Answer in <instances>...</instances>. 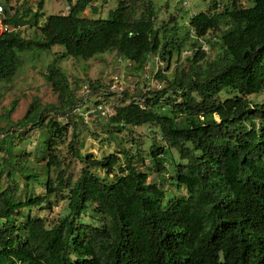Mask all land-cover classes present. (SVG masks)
<instances>
[{
  "label": "trees",
  "instance_id": "1",
  "mask_svg": "<svg viewBox=\"0 0 264 264\" xmlns=\"http://www.w3.org/2000/svg\"><path fill=\"white\" fill-rule=\"evenodd\" d=\"M65 1L68 14L46 18L45 0L36 8L27 0L3 8L10 31L0 33V83L12 80L22 54L34 49L59 47L62 58L77 60L116 53L139 70L156 58L166 62L156 74L161 90L105 96L118 98L109 118L116 132L147 126L155 134L156 128L179 154L185 163L173 164L169 175L163 164L169 152L152 139L153 167L185 194L168 195L163 183H150L139 168L145 158L126 149L101 159L82 154L75 134L67 147L84 167L76 181L67 177L57 147L69 128L58 127L57 118L74 112L80 99L51 64L46 81L58 103L45 111L59 115L46 122L41 107L31 106L14 127L46 125V174L60 171L46 179L41 196L22 199L17 185L0 184V264H264V103L249 99L264 93V0L248 8L238 0H209L188 27L173 17L157 25L153 0H117L105 19L85 16L88 10L97 14L98 0ZM27 28L36 29L32 39L22 35ZM211 33H218L220 46L213 59L204 49ZM188 51V68L168 74L174 58ZM14 141L0 145L9 176L15 171L37 181L29 154L15 155ZM51 197L67 203L49 227L30 212L51 209Z\"/></svg>",
  "mask_w": 264,
  "mask_h": 264
},
{
  "label": "rangeland",
  "instance_id": "2",
  "mask_svg": "<svg viewBox=\"0 0 264 264\" xmlns=\"http://www.w3.org/2000/svg\"><path fill=\"white\" fill-rule=\"evenodd\" d=\"M8 1L11 2L10 6ZM36 8L41 0H34ZM158 11L157 25L162 22H168L172 17L176 19L179 26H186L190 22V12L197 13L206 12L211 4L209 0H153ZM239 3L245 7H251L255 0H238ZM30 7V0H27ZM188 3V7H184V3ZM223 4L229 3L230 0H221ZM17 0H0V6L4 9L16 7ZM97 8V14H93L90 10L85 13L87 17L93 18H108L109 13L116 9L117 0H110L104 3L98 0L93 4ZM33 7V8H34ZM67 3L65 0H45L44 14L45 18L50 15L67 14ZM4 15V14H3ZM43 19V21L45 20ZM185 27V28H186ZM226 25H222V30ZM35 28L23 29V36L26 39L34 37ZM218 33H211L208 43L204 45L207 50V55L213 59L220 51V46L217 44L216 36ZM193 38V37H192ZM63 49L55 47L51 52H40L37 49L25 52L22 54V66L15 75V77L8 81L0 83V145L5 142L9 144L11 138H14V145L16 146L14 154L21 155L29 154L31 159L30 168L39 176L37 181L28 180L22 177L19 172L14 171L12 177L9 176V168L2 163V159L7 158V155L0 152V184L2 188L17 185L19 188V196L23 199L26 196H41L46 194L44 183L47 178L55 180L60 169L52 168L49 174H46L45 166L49 160L46 156L44 143L48 140L46 125L38 127L19 126L14 127L27 112L31 106L41 107L42 114L46 118L54 119L59 114L50 112L49 116L45 110L49 104L58 103V95L53 91L52 87L46 81V74L48 67L51 64L58 66L68 78L72 90L76 97L80 99L77 108L71 114L65 117L57 118L58 127L69 128V132L59 145L58 154L67 177L73 182L80 176L84 163L72 158L69 153L70 142L73 140V135H77L81 144L76 147L81 148L84 155H94L101 159L109 154L119 153L126 149L130 155L137 157L141 156L145 160L139 164L140 170L150 175V183H163V189L168 195L185 194L183 189L178 190L169 176L165 174L159 175L153 167L154 163L150 157V148L153 144L152 139H156L159 147H164L169 152V156L163 160V164L169 173L174 174L173 164H184L180 159L179 154L168 147L162 141L159 130L156 128L155 134L150 132L147 126L135 128L134 130H124L116 132L112 128L109 118H97L92 113L95 110L97 103L105 101L109 102L111 107L118 103V98L106 97L108 92V83L113 75H120L123 77L124 92H129L131 96L139 97L142 95L143 88L148 87L151 90H158V84L162 83L156 78L157 65L153 60L150 62L151 68L139 70L135 65L122 60L116 53H108L91 60L62 58ZM192 56L190 51L184 52L180 59L174 58L169 73L172 74L177 68H188L189 62L187 58ZM177 62L178 65L176 64ZM163 69H166L167 64L163 62ZM91 85L94 88H91ZM165 88V86H164ZM253 103H264V93L251 96L249 98ZM108 100V101H107ZM104 102V103H105ZM103 103V104H104ZM89 113V114H88ZM44 156V158H43ZM13 172V171H12ZM166 179V181L163 179ZM33 179V178H32ZM52 207L47 210L33 209L30 213L32 217L43 218L49 227L64 216L66 210V203L60 198L55 199L51 197ZM28 210L24 213L26 214Z\"/></svg>",
  "mask_w": 264,
  "mask_h": 264
},
{
  "label": "built area",
  "instance_id": "3",
  "mask_svg": "<svg viewBox=\"0 0 264 264\" xmlns=\"http://www.w3.org/2000/svg\"><path fill=\"white\" fill-rule=\"evenodd\" d=\"M184 7H188V3L187 2L184 3ZM69 11H70V7L68 6L67 7V14L69 13ZM3 14H4L3 7L0 6V33H4L5 34V32H9L10 31V27L6 26V25L4 26V24H3L4 15ZM190 15H191L190 18L195 17L197 15V12L196 11H191ZM191 35H192L193 38H195L194 37L195 33L193 31L191 32ZM120 62H122V59H121ZM154 62L157 65V71L159 69L163 70V68H164L163 67V62L160 61L159 58H156ZM129 65H131V63ZM146 68H150V67L147 66V67H145V69ZM123 85H124L123 77L118 75V74L117 75H113L110 78V83H108V89L107 90L110 93H115L118 96L122 97V94L124 92ZM162 88H163V84L162 83L158 84L157 89L161 90ZM89 113L90 114H94V116H97V118H110V117H112L114 115V109L110 105H108L106 103H104V104L102 103V104H98L96 106L95 110L92 111V113L91 112H89ZM0 140H1V136H0Z\"/></svg>",
  "mask_w": 264,
  "mask_h": 264
},
{
  "label": "crops",
  "instance_id": "4",
  "mask_svg": "<svg viewBox=\"0 0 264 264\" xmlns=\"http://www.w3.org/2000/svg\"><path fill=\"white\" fill-rule=\"evenodd\" d=\"M30 5H31V7H34V5H35V1L34 0H30Z\"/></svg>",
  "mask_w": 264,
  "mask_h": 264
}]
</instances>
